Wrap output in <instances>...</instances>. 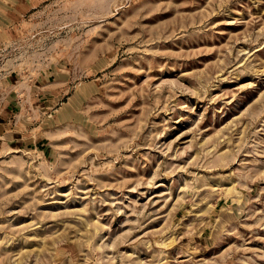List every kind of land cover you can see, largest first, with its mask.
I'll use <instances>...</instances> for the list:
<instances>
[{"label":"rangeland","instance_id":"1","mask_svg":"<svg viewBox=\"0 0 264 264\" xmlns=\"http://www.w3.org/2000/svg\"><path fill=\"white\" fill-rule=\"evenodd\" d=\"M0 264H264V0H0Z\"/></svg>","mask_w":264,"mask_h":264}]
</instances>
